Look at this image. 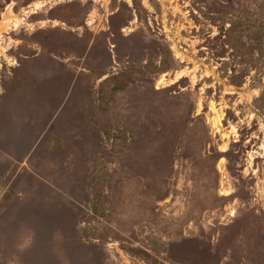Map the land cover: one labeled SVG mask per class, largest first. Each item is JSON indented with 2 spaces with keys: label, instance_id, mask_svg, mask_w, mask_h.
<instances>
[{
  "label": "rangeland",
  "instance_id": "obj_1",
  "mask_svg": "<svg viewBox=\"0 0 264 264\" xmlns=\"http://www.w3.org/2000/svg\"><path fill=\"white\" fill-rule=\"evenodd\" d=\"M0 264H264V0H0Z\"/></svg>",
  "mask_w": 264,
  "mask_h": 264
}]
</instances>
